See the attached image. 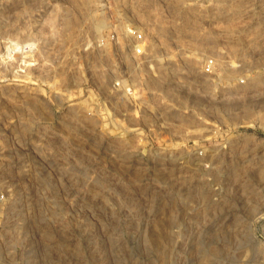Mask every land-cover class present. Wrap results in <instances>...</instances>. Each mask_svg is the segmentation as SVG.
<instances>
[{"label":"rangeland","instance_id":"obj_1","mask_svg":"<svg viewBox=\"0 0 264 264\" xmlns=\"http://www.w3.org/2000/svg\"><path fill=\"white\" fill-rule=\"evenodd\" d=\"M104 1L0 0V264H264V0ZM124 20L139 106L104 52Z\"/></svg>","mask_w":264,"mask_h":264},{"label":"built area","instance_id":"obj_2","mask_svg":"<svg viewBox=\"0 0 264 264\" xmlns=\"http://www.w3.org/2000/svg\"><path fill=\"white\" fill-rule=\"evenodd\" d=\"M99 1L97 8L103 12L106 9V1ZM136 6L138 5L136 4ZM180 8L182 9V7ZM143 25L138 21L124 20L122 28L108 32L104 38L105 56L109 60V66L113 69L114 82L112 88L115 92V100L117 102L128 101L135 106H139L140 102L145 103L142 97L145 94L144 87L149 88L155 79L153 60L148 54L149 40ZM86 38L84 41L89 42ZM89 50L88 44L84 51L88 53ZM214 66V58H208L202 66L203 73H213ZM147 82L150 83L147 84Z\"/></svg>","mask_w":264,"mask_h":264},{"label":"bare ground","instance_id":"obj_3","mask_svg":"<svg viewBox=\"0 0 264 264\" xmlns=\"http://www.w3.org/2000/svg\"><path fill=\"white\" fill-rule=\"evenodd\" d=\"M35 41V40H34ZM26 43L28 44V42L26 41ZM37 43V42H36ZM25 45V48H28V46H29V44L28 45ZM12 44L11 43H9L8 44V48H7V51H8V53H10V54H12V52H13V50H17V48L16 49H14V48H12ZM33 47V46H32ZM30 48H31V44H30ZM21 49V48H20ZM19 51V50H18ZM39 51V50H38ZM22 55V54H21ZM159 90H160V88H159ZM56 94V93H55ZM54 99H55V101L58 103V104H62V98H61V96H59L58 94H56L55 96H54ZM39 104L42 106L43 104H44V102L43 101H40L39 102ZM68 118H78V116H76V114H75V112H74V110L73 109H69L68 110ZM201 162V161H200ZM261 218L262 217H259L258 218V220H261Z\"/></svg>","mask_w":264,"mask_h":264}]
</instances>
